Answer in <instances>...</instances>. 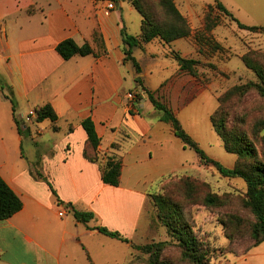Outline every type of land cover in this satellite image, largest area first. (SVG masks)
Here are the masks:
<instances>
[{
	"label": "crops",
	"instance_id": "0c3cea01",
	"mask_svg": "<svg viewBox=\"0 0 264 264\" xmlns=\"http://www.w3.org/2000/svg\"><path fill=\"white\" fill-rule=\"evenodd\" d=\"M174 1L181 13L194 22L198 19L195 12H202L216 0ZM218 1L240 23L258 26L248 21L255 20L252 17L257 14L250 13L239 0ZM109 2L114 1L100 5L98 0H0V176L23 202L18 214L0 222V234L13 233L21 238L35 264H74V258L82 253L87 264H113V250L124 253V259L117 264H129L130 244L88 228L83 233H69L67 222L60 221V209L71 204L79 211L92 212L97 223L92 221L90 227H107L136 244L151 196L158 194L171 178L188 175L180 172L194 160L190 152L193 150L186 148L171 125L161 120L144 88L157 92L178 119L180 112L202 100L209 91L218 100L211 117L219 107L221 95L215 86L198 85L193 77L180 71L174 53L192 58L174 47L182 40L192 47L186 39L170 44L156 39L134 50L133 57L141 63L142 71L147 65L171 70L158 87L147 85V75L138 74L132 61L125 60L122 31L128 33L129 27L120 15L124 7L114 2L115 10L104 15L102 8ZM96 33L98 43L94 40ZM68 39L80 46L89 43L99 56L64 60L57 46ZM150 46L154 47L152 51L148 50ZM136 53L144 56L138 61ZM128 65L131 72L127 75L124 68ZM138 79L143 80V87ZM8 97L17 102V111L10 117ZM46 104L58 115V130L50 120L37 122L36 109ZM31 112L36 115L30 116ZM88 118L94 121L102 139V152L127 136L118 151L124 159L118 187L106 185L99 166L84 157L88 136L82 122ZM186 132L199 144L191 131ZM25 134L32 141L26 147ZM237 159L226 158L228 163L223 165L232 169ZM196 163L204 165L200 158ZM49 184L62 206L53 198ZM69 213L71 208L64 217ZM56 220L64 226L56 228L52 223ZM65 249L67 261L61 254ZM0 264L11 263L0 255ZM219 264H264V242L241 258L226 256Z\"/></svg>",
	"mask_w": 264,
	"mask_h": 264
},
{
	"label": "trees",
	"instance_id": "16d2710c",
	"mask_svg": "<svg viewBox=\"0 0 264 264\" xmlns=\"http://www.w3.org/2000/svg\"><path fill=\"white\" fill-rule=\"evenodd\" d=\"M130 2L142 17L141 33L138 37L129 36L123 29L122 38L126 55L125 60L132 61L138 74H141L142 70L137 60L133 57L135 49L143 48L144 45L156 39L170 44L180 39L194 37L193 29L190 27L187 18L180 12L174 0H130ZM154 4L164 7L168 15L172 18V21L169 23L158 22L152 11ZM215 11L232 18L240 29L250 32L264 31V27L262 26L250 27L240 23L220 1L216 0L215 5L213 4L207 7V13L203 19V30L196 39V51L204 59H209L207 57L210 55L206 52L204 47H202V43L210 45L212 42L216 51H222L224 49L213 40L211 35L212 30L219 25L220 21L217 17L212 16ZM94 40L98 43V33L95 34ZM215 50L214 52H216ZM57 52L66 61L75 56H99L89 43L80 46L73 39L61 42L57 46ZM262 56L263 55L259 53H255V56L252 58L247 55L242 57V61L245 63L246 67L257 75L258 81L256 83L250 82L245 85L236 86L223 96H220L219 107L211 117L213 128L223 141L225 150L238 157L236 165L232 169L225 167L219 161L209 157L200 145L186 132L169 104L161 100L157 92L144 88L146 97L161 114V120L171 125L175 135L182 140L185 147L195 151L204 165H211L222 177L242 179L246 183L245 192H230L221 196L220 194L208 190L209 182L202 181L194 176L184 175L171 178V181L166 183V186L163 185L158 194L152 195L150 198V202L156 211L157 219L162 226L167 229L171 240L152 242L146 245L134 244L121 233L112 231L104 226L90 227L89 224L95 220L94 213L79 211L72 207L71 204L66 205L67 208H71V212L76 220L86 225L89 230L98 231L104 236L130 244L133 250L148 256V264H172V259L165 254L171 247L175 248L181 260L188 264H207L211 257L210 253L215 250L213 251L211 246L206 244L204 239L199 237L195 232L189 214H186L185 207H183L180 202L184 196L186 197L188 195L190 197L189 205L208 208H220L224 206L230 210L223 216V219L220 220V225L224 231H226V238L229 241L239 239L241 226L246 221L244 219L245 216L242 215L240 211L245 213V211L249 210L254 217V221L246 219L251 226L250 233L254 240V244L248 253L253 248L262 244L264 242V152L260 157L254 142L239 130L229 125V113L223 106L224 96L234 93L245 95L250 91H255L264 99V64L259 62ZM174 57L179 63L181 73L193 77L204 87L210 84L208 81L204 80L200 74L199 68L203 65L202 60L187 59L182 57L179 53H174ZM137 82L139 86L143 87L142 79H138ZM14 103L13 108H15ZM36 113L37 122L50 120L54 124V129L58 130L57 122L59 118L50 104L37 108ZM16 123L18 125V122ZM82 127L88 136L84 150L85 159L99 166L102 180L106 185L113 187L120 186L124 159L123 156L118 154V151L121 150V143L127 136L113 143L109 151L102 152L100 150L102 139L97 133L94 121L88 118L82 122ZM19 131L21 132L20 127ZM262 140L264 147V136ZM39 177H41V175H39ZM172 184L174 190L168 191L167 187ZM49 185L57 204L62 206L63 202L60 200L57 192L51 184ZM179 197L180 199H178ZM235 201L240 203L238 207L234 204ZM22 209V200L0 176V222L11 219Z\"/></svg>",
	"mask_w": 264,
	"mask_h": 264
},
{
	"label": "rangeland",
	"instance_id": "374dc122",
	"mask_svg": "<svg viewBox=\"0 0 264 264\" xmlns=\"http://www.w3.org/2000/svg\"><path fill=\"white\" fill-rule=\"evenodd\" d=\"M105 1L108 0H98L100 5ZM111 1H114L124 7L123 12L120 10V15L121 17L124 16L126 19L129 27L128 35L134 36L139 34L142 17L134 9L130 0ZM239 1L247 7L250 13L257 14L255 17H252L255 20H248L249 23L252 25L264 26V0ZM215 4L216 1L214 5ZM254 4L256 7H254ZM152 11L154 12L158 22L169 23L172 21V18L168 15V12L164 7L154 4ZM206 11L207 7L202 12H195L197 13L196 16L199 21L197 19L196 21L191 22L190 19L186 17L190 27L194 31V37L186 40L189 41L193 48L195 47L196 39L203 30V19L207 13ZM111 13L112 12L109 14L104 13V15H110ZM212 16H215L218 20H220L219 25L212 30L211 35L213 40L224 48L222 51H216L212 42L210 45L202 43V47H204L206 52L210 55L207 57L209 59H204L200 55L199 57L198 55L196 56L197 53H195L194 49L184 40L180 41L174 49L182 50L183 53H187L192 59H196V57H198L199 60H202L203 65L199 68L200 74L204 80L215 86L218 93L223 96L236 86L245 85L250 82L256 83L258 81L257 75L246 67L245 63L242 61V57L247 55L252 58L255 56V53H259L264 56V31L250 32L240 29L232 18L219 13L218 11L213 12ZM153 49L154 47L152 46L148 48L149 51H152ZM214 50L216 52H214ZM136 56L139 61L144 54L140 55L136 53ZM263 56L259 61L262 64H264ZM138 64L139 66L141 65V63ZM124 69V72L128 75V73L131 72V65L126 66ZM142 73L147 75V78L145 79L147 85L151 87H158L164 81L163 79L171 75V70H163L157 65H147ZM198 85L201 84L198 82ZM6 102L8 115L10 117V114L12 115L13 111H17V102L14 97H8ZM13 103L15 104V108H13ZM217 106L218 100L216 98V94L209 91L206 95H204L202 100L196 101L191 106L180 112L179 119L183 123L186 130L191 131L195 137H197L198 140H196L208 156L215 160L219 159L223 161L220 163L226 164L228 163L226 158H230L234 161L236 156L225 150L222 140L213 130L210 117ZM223 106L229 113V125L232 128L239 130L252 140L258 154L261 157L264 152L262 140L264 136V99L261 98L255 91H250L245 95L234 93L224 96ZM31 142L30 136L25 134L24 147L31 145ZM190 152L192 156H194V160L190 161V166L185 170H182L180 172L181 174L192 175L199 177L202 181L204 180L209 182L208 190L210 192L220 194L221 196L230 192L243 193L246 191V183L242 179L224 178L211 165H203L200 167L198 163H196L199 156L195 151ZM167 188L168 191L174 190L173 184ZM178 199H180V197ZM189 199L190 197L187 195L186 197L184 196L180 202L183 207H185L184 209L186 214H189L192 225H194L195 232L199 237L204 239L206 244L211 246L213 251L215 250L212 252L213 254L210 253L211 257L207 264H219L225 255L236 260L248 253L254 244V240L252 239L250 233L251 226L247 222V219L249 221H254V217L249 210L245 211V213L240 211V213L245 216L244 219L246 221L241 226L239 239L229 241L226 238V231H224L220 225V220L223 219V216L230 210L224 206L220 208L192 206L189 205ZM150 204L147 206L146 212H144L145 214L142 220V226L138 235L139 238L135 240L137 245H146L152 242L171 240L167 229L158 221L156 211L153 205ZM234 204L237 207L240 205L237 201H235ZM95 220L93 224L97 223ZM60 221L67 222L66 230L69 233H83L87 228L86 225H83L82 223L80 224L76 220L73 213H69L68 216L60 218ZM52 223L56 228H58L60 224H62V227L64 226V223H59L57 220ZM98 246H100L104 252L108 249L103 248L102 245ZM0 249H2L0 255L2 256L3 261L11 264H35L33 256L29 252L25 242L22 241L21 238L15 237L13 233L0 234ZM66 250L67 249H65L64 252H61V254L65 253ZM132 250L133 249L129 250V264H148V256ZM165 254L167 257L172 259V264H188L181 260L175 248H169ZM110 257L114 261L113 264H117L116 261L124 259V253L121 250H113ZM68 258L69 257L63 254L62 259L64 261H67ZM74 260V262L72 260L74 264H87V258L84 253L80 254V256H76Z\"/></svg>",
	"mask_w": 264,
	"mask_h": 264
},
{
	"label": "built area",
	"instance_id": "2783aa9c",
	"mask_svg": "<svg viewBox=\"0 0 264 264\" xmlns=\"http://www.w3.org/2000/svg\"><path fill=\"white\" fill-rule=\"evenodd\" d=\"M116 6L113 2H109V3H106L103 10H104V13L105 14H109L110 12H112L113 10H115ZM36 115L35 112H31L30 113V116H34ZM67 211V208H62L61 212L59 213V215L61 217H64L65 216V212Z\"/></svg>",
	"mask_w": 264,
	"mask_h": 264
}]
</instances>
